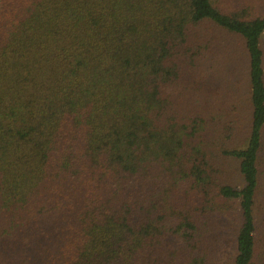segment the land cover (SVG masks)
Masks as SVG:
<instances>
[{
    "label": "trees",
    "instance_id": "obj_1",
    "mask_svg": "<svg viewBox=\"0 0 264 264\" xmlns=\"http://www.w3.org/2000/svg\"><path fill=\"white\" fill-rule=\"evenodd\" d=\"M0 264H264V0H0Z\"/></svg>",
    "mask_w": 264,
    "mask_h": 264
}]
</instances>
